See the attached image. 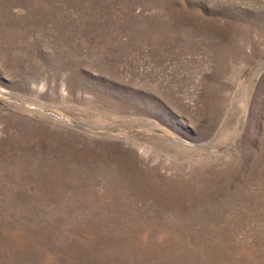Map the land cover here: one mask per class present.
<instances>
[{
  "label": "rangeland",
  "instance_id": "rangeland-1",
  "mask_svg": "<svg viewBox=\"0 0 264 264\" xmlns=\"http://www.w3.org/2000/svg\"><path fill=\"white\" fill-rule=\"evenodd\" d=\"M0 264H264V0H0Z\"/></svg>",
  "mask_w": 264,
  "mask_h": 264
}]
</instances>
